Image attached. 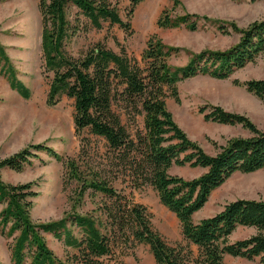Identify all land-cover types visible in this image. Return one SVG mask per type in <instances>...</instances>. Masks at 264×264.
<instances>
[{
	"label": "trees",
	"instance_id": "16d2710c",
	"mask_svg": "<svg viewBox=\"0 0 264 264\" xmlns=\"http://www.w3.org/2000/svg\"><path fill=\"white\" fill-rule=\"evenodd\" d=\"M4 0H0L3 3ZM144 0H129L128 17ZM261 1V0H253ZM71 7L79 10L92 27L102 29L104 22L119 25L126 32L131 23L108 0H39L42 17V50L45 68L53 73L48 104L57 105L61 97L74 100V123L77 134L89 130L103 138L116 160L122 161L125 174L134 187L151 186L160 202L178 219L183 241L168 244L153 228L150 215L142 205L126 201L100 172L84 175L75 159L64 158L46 144L30 145L8 158L0 159V235L12 239V264H105L114 252V236L122 233L150 247L156 264H226L227 256L264 264V201L238 199L218 214L195 223L193 217L202 210L212 194L236 174L264 170V132L243 116L225 112L220 107L200 109L206 121L221 125H241L252 136L230 139L216 155H209L175 122L167 99L180 102L179 84L203 76L219 81L254 64L264 55V17L241 29L233 22L211 20L186 14L172 17L166 11L158 20L161 29L186 28L195 32L201 21L212 23L223 34H237L239 41L225 50L190 53L186 65L170 64L182 48L165 45L152 37L143 53L142 66L125 54H117L103 44L91 47L80 59L70 57L65 43L75 32L69 20ZM0 75L21 97L31 98L30 89L18 74L5 49L0 45ZM264 101V80L234 81ZM119 108L128 116L143 117L144 133L133 139ZM45 153L64 163L71 182H76L74 209L81 207L88 190L101 193L112 201L106 205V222L75 210L65 218L34 221L31 212L39 192L36 184H10L3 180L4 170L22 173ZM173 167L201 169L204 174L186 180L172 176ZM81 232L78 237L71 227ZM253 229L255 234L232 241L238 229ZM53 235L77 254L65 261L55 255L45 235Z\"/></svg>",
	"mask_w": 264,
	"mask_h": 264
},
{
	"label": "rangeland",
	"instance_id": "374dc122",
	"mask_svg": "<svg viewBox=\"0 0 264 264\" xmlns=\"http://www.w3.org/2000/svg\"><path fill=\"white\" fill-rule=\"evenodd\" d=\"M120 12L122 19L131 23L128 33L119 25L104 22L102 29L92 27L90 21L75 7L69 11L73 36L65 43L66 53L82 58L98 43L117 54H125L137 60L142 66L143 53L148 41L157 37L165 45L182 48L181 53L170 59V64L181 67L187 64L190 53L207 49L225 50L239 41V35H226L212 23L201 21L195 32L186 28L161 29L158 20L166 11L170 16L186 14L208 17L211 20L233 22L245 29L264 17V0H144L128 17L129 0H108ZM42 17L39 0H4L0 3V45L5 49L18 78L30 89L31 98L26 100L10 88L0 75V159L8 158L30 145L46 144L56 150L64 161L75 159L84 175L100 172L126 201L142 205L150 215L151 222L165 241L177 245L183 241L181 224L159 199L157 192L149 185L134 187L131 178L125 174L122 161L116 160L106 141L84 130L76 133L74 100L61 97L57 105L48 104L50 85L54 74L45 68L42 50ZM249 80H264V55L254 64L236 72L230 80L219 81L199 76L179 84L180 102L167 99L168 110L175 122L194 142L209 155H216L220 147L233 138H249L252 134L241 125L229 126L206 121L200 109L216 106L225 112L243 116L258 130L264 132V101L249 93L244 87L236 86ZM133 139L144 133L143 117L128 116L115 107ZM204 170L173 167L172 176L186 180L198 178ZM3 180L10 184L34 182L39 196L34 200L32 219L40 222L57 221L73 213L76 182H71L64 163L45 153L33 161L22 173L9 170L2 172ZM238 199L264 201V170L252 174H236L216 190L205 207L193 217L195 223L223 211L225 206ZM112 203L101 193L88 190L81 207L75 211L81 215L94 216L106 222V205ZM2 207H0V212ZM78 237L81 232L71 227ZM255 234L253 229H239L231 240L237 241ZM50 249L62 260H69L77 250L66 247L53 235H45ZM12 239L0 235V264H12L10 244ZM231 261L229 264H260ZM105 264H156L150 247L138 243L133 237L122 233L114 236V252L104 259ZM228 264V261H227Z\"/></svg>",
	"mask_w": 264,
	"mask_h": 264
},
{
	"label": "crops",
	"instance_id": "0c3cea01",
	"mask_svg": "<svg viewBox=\"0 0 264 264\" xmlns=\"http://www.w3.org/2000/svg\"><path fill=\"white\" fill-rule=\"evenodd\" d=\"M240 229H243V228H240ZM239 230V229H238ZM232 238V237H231ZM229 259L232 261H235L236 259H240V260H238V261H244L245 259H241V258H234V257H231V256H227L226 257V259H225V262H226V264H227V261H228V264H229ZM256 260H258L259 261V259H256ZM255 260V261H256ZM247 262H254V261H248L247 260ZM231 264V263H230Z\"/></svg>",
	"mask_w": 264,
	"mask_h": 264
}]
</instances>
